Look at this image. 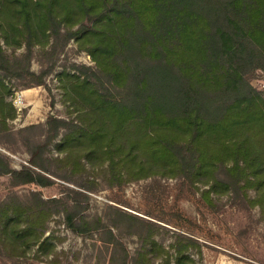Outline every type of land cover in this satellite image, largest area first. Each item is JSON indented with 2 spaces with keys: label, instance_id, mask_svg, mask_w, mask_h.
Here are the masks:
<instances>
[{
  "label": "trees",
  "instance_id": "obj_1",
  "mask_svg": "<svg viewBox=\"0 0 264 264\" xmlns=\"http://www.w3.org/2000/svg\"><path fill=\"white\" fill-rule=\"evenodd\" d=\"M0 27L14 48L10 58L0 44L7 73L0 79V132H12L16 117L5 79H23L28 89L43 86L49 73L19 65L23 42L30 57L35 45L54 57L74 40L95 63L62 75L72 120L50 116L45 126L20 131L44 128V142L23 140L34 168L16 171L0 155V177H11L14 187L50 186L46 155L55 147L58 162H72L74 173L102 172L110 187L177 179L206 187V203L228 196L264 213V91L249 80L264 70V0H0ZM222 95L233 102L222 104ZM79 204L64 210L68 227L97 233L111 246L110 264H171V251L156 239L166 220L115 206L112 221L90 219ZM52 214L39 197L35 204L15 195L2 202V263L22 264L33 245L51 249L50 239L42 240ZM127 234L139 239L134 255L123 243ZM175 235L178 264H189L186 252L197 243Z\"/></svg>",
  "mask_w": 264,
  "mask_h": 264
},
{
  "label": "rangeland",
  "instance_id": "obj_2",
  "mask_svg": "<svg viewBox=\"0 0 264 264\" xmlns=\"http://www.w3.org/2000/svg\"><path fill=\"white\" fill-rule=\"evenodd\" d=\"M0 44L5 54L12 58L14 48L5 44L1 27ZM28 52L25 42L17 48L19 65L29 68L37 76L45 71L49 73L44 77L43 86L28 89L23 79L15 76L5 79L12 91L8 101L13 103L16 117L9 120L12 132H0V155L16 171L34 168L23 140L31 136L33 140L45 141L44 128L23 134L20 133L22 129L32 125L45 126L50 116L66 120L76 116L69 113L71 107L65 102L63 73L74 74L77 67L95 66L92 57L79 50L74 40L54 57L45 53L40 45L32 47L31 57ZM1 65L0 57V79L7 74ZM249 80L253 89L264 91V70L254 71ZM18 94L23 97L22 106H16ZM219 100L224 105L233 102L229 95H222ZM50 150L46 155L49 160L47 166L54 172V175L53 172L46 174L53 181L50 186L14 187L11 177H0V205L14 195L33 204L39 197L50 203L53 212L42 240L50 239L53 247L42 251L40 244L31 246L27 255L20 258L22 264H110L111 246L101 242L97 233L79 235L68 227L64 210L68 208L72 211L73 205L79 204L76 201L81 202L79 205L84 209V215L90 219L98 216L112 221L116 212L110 206H115L166 220L168 223H162L168 229H158L156 239L171 251V264H178L177 252L172 248L177 242L175 233L197 243L186 252L189 264H264V213L258 207L248 209L236 206L228 196L215 198L212 204L206 203L203 199L206 187L177 179L156 177L133 181L123 187H110L102 178L104 173L83 170L74 173L70 169L72 162H58L60 154L57 149L51 147ZM122 240L134 255L140 246L139 239L127 234ZM0 264H3L1 258ZM155 264H161V260Z\"/></svg>",
  "mask_w": 264,
  "mask_h": 264
},
{
  "label": "built area",
  "instance_id": "obj_3",
  "mask_svg": "<svg viewBox=\"0 0 264 264\" xmlns=\"http://www.w3.org/2000/svg\"><path fill=\"white\" fill-rule=\"evenodd\" d=\"M15 103H16V106H22V104H23V97L18 94Z\"/></svg>",
  "mask_w": 264,
  "mask_h": 264
}]
</instances>
